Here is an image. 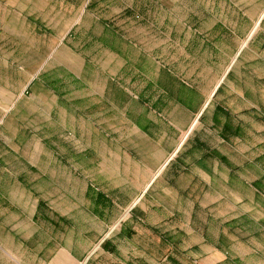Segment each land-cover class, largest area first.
<instances>
[{
	"label": "crops",
	"instance_id": "1",
	"mask_svg": "<svg viewBox=\"0 0 264 264\" xmlns=\"http://www.w3.org/2000/svg\"><path fill=\"white\" fill-rule=\"evenodd\" d=\"M213 1L174 67L70 0H0V264H264V0Z\"/></svg>",
	"mask_w": 264,
	"mask_h": 264
},
{
	"label": "rangeland",
	"instance_id": "2",
	"mask_svg": "<svg viewBox=\"0 0 264 264\" xmlns=\"http://www.w3.org/2000/svg\"><path fill=\"white\" fill-rule=\"evenodd\" d=\"M72 3H76L79 8L86 7L88 13L92 17L99 19L104 18L103 27L108 31L125 38V41L130 45L133 41H152L156 40L158 43L163 41L166 44L165 47H160L158 44V54L166 55L170 50H174L179 56V60L174 64V67L180 65L189 64L190 56L194 53V50H188L186 44L183 48L180 47L181 41H186L187 37L201 36V28H208L212 22L209 20V15H204L198 11V7H213V0H70ZM224 5V1H221ZM150 35L155 38H149ZM144 36V37H143ZM130 41L131 43H129ZM173 47V48H172ZM203 58L210 55L209 49L202 50ZM189 58V60H186ZM167 63L164 60H158V66L165 70L167 69ZM210 68H216L215 64L208 62ZM205 71H209L208 68ZM184 82H188L187 85L192 86L190 80L183 79ZM151 209H153L151 207ZM151 209L143 206L138 208V214L148 215ZM154 210V209H153ZM130 211V210H129ZM129 211L127 214H129ZM195 210H190L188 218L190 223L188 224L187 233L189 236L195 235L193 240H189L187 245L191 243L199 242L201 239L200 232L204 231V224L199 222L194 224L197 220ZM212 227L213 225L210 224ZM222 231L229 230L228 218L224 220V224L221 225ZM196 232H195V231ZM204 233V232H203ZM211 238V237H210ZM142 242V240H141ZM147 245V244H146ZM202 245L201 249L204 248ZM144 247L145 245H142ZM156 250L158 251L163 247L161 241L155 240ZM200 244L196 245V248L200 247ZM227 247H232L231 240H227ZM228 250V249H227ZM226 256L229 252L224 253Z\"/></svg>",
	"mask_w": 264,
	"mask_h": 264
}]
</instances>
